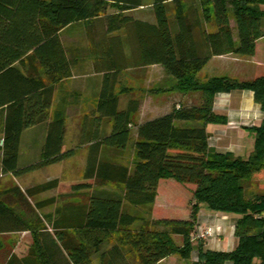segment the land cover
<instances>
[{
    "label": "trees",
    "instance_id": "16d2710c",
    "mask_svg": "<svg viewBox=\"0 0 264 264\" xmlns=\"http://www.w3.org/2000/svg\"><path fill=\"white\" fill-rule=\"evenodd\" d=\"M144 0H0V170L21 176L73 156L63 151L64 106L51 115L55 91L72 76V59L61 33L83 27L94 67L102 81L92 121L85 120L81 144H89L81 180L68 183L69 192H91L86 203L65 207L48 226L42 219H26L54 198L28 201L59 188L51 179L26 190L14 186L0 192V234L30 232L33 244L23 257L11 254L5 264H158L178 256L189 264H264V194L248 199L243 181H264V118L252 127L253 148L246 158L211 151L207 124H226L213 111L218 93L249 90L264 113V77L239 82L214 77L200 82L196 75L209 60L232 54L253 57L258 40L264 41V0H152L155 23L126 13ZM229 8L237 40L229 24ZM172 18V21H171ZM212 26V28H210ZM160 65L177 83L179 92H197L200 103L174 107L170 112L136 125L135 164L102 161L103 147L125 149L132 116L140 103L130 99L120 107L116 92L119 73L129 67ZM110 120V132L104 130ZM200 122L201 126H176ZM46 126L39 160L19 167L23 130ZM88 127V130H87ZM161 180L194 185L186 220L149 219L127 212L150 207ZM112 184L113 192L96 187ZM94 190V191H93ZM205 206L217 214H234L235 247L228 251L204 249L192 241L197 216ZM65 211V212H64ZM50 230V231H49ZM94 236L91 243L79 237ZM182 238L178 246L174 237ZM105 238L111 246L103 249Z\"/></svg>",
    "mask_w": 264,
    "mask_h": 264
},
{
    "label": "crops",
    "instance_id": "0c3cea01",
    "mask_svg": "<svg viewBox=\"0 0 264 264\" xmlns=\"http://www.w3.org/2000/svg\"><path fill=\"white\" fill-rule=\"evenodd\" d=\"M151 3L152 0H148L147 2L144 0L143 6L131 10L126 14L132 16L134 19L147 21L151 24H154L155 17L152 12ZM147 9L149 11H147ZM145 10L149 13L148 17H145ZM229 24L232 29L233 37L235 40H237V32L235 31L236 27L234 19H229ZM61 40L68 52V55L72 59V76L60 83L57 87L51 106V115L54 113V110L57 106H64L65 135L63 139L62 150H66L64 146L66 136V119H68V117L70 116L82 117L85 122L87 118L90 120L92 117L97 116L94 110L97 104V95L100 90L103 74L101 72H97L94 67V60L96 56L93 55L92 52H90L89 41L87 39V35L83 27L75 26L64 30L61 33ZM258 45L261 49L260 56L259 59L254 62L253 60L254 58H256ZM246 59H250V61H247ZM248 63L255 65H261L262 63H264V41H257L256 51L253 57H241L228 54L211 58L209 62L205 65V67L196 75V78L201 72H203V70L211 69L212 72L209 76H203L206 79L205 81L214 77H227L236 80V78L239 77L242 68L245 67V64ZM164 80L170 79L162 68V66L160 65H151L146 67H129L126 70L121 71L118 76L117 86L123 84V90L126 89V86L128 84L131 86H136L138 89V95L136 97L132 96V91H128V93L124 94L123 96L119 95L120 107L123 108L126 102L130 99L139 101V110L135 115H140L139 123H141L143 121L166 114L170 112L174 107L182 106L183 104H181L180 96H182L184 99L182 103H186V105L188 106L200 103V95L197 92H179L176 89V81H170L169 88H165L167 89V91L164 92L162 95V90H160V87L161 83ZM122 102H125V104L122 105ZM213 111L219 115L225 116L226 124L205 125V129L209 134L210 150L219 153H230L237 157H247L252 151L250 149L251 145L253 148L254 142V140L250 138V135L252 133L250 129L252 127L259 126L262 121V118H264V113L261 112L259 106L254 102L253 93L249 90H235L229 93H218L214 96ZM89 120H86L88 124H90ZM201 125L202 123L200 122H192V126ZM26 132H30L31 137L29 139V142L25 145V148L23 149V138ZM45 132L46 126L44 124L23 130L20 138V150L18 158L19 167L33 165L39 160L41 147L44 143ZM79 132L80 133L78 137H76V140L78 139L77 144L82 145V147H87L89 145L88 143L81 144L83 125L81 126ZM22 149L24 150V152L22 151ZM1 158L2 153H0V161ZM48 168L49 166L43 169L47 170ZM51 179L57 178H47L41 183H44ZM162 181L166 180H161L159 182L156 198L160 193ZM38 184H33L24 188L20 187V185L16 186H18L23 191ZM193 191L194 189L192 190V192ZM162 192L164 194L166 193V191ZM42 193H39L35 196H38ZM77 194H87V191L58 193L59 199H61L60 201H57L56 197H49V199L54 198L53 202L41 207L40 209L55 206V204L58 203V206L54 207L55 209L53 213L55 214V219H57L61 214V210H64L66 206L73 207L78 204H82L81 202H76L75 200H73L75 199ZM35 196L28 198V201L32 206L37 202L45 201L40 200L33 203L31 199ZM215 218H217V220H215ZM229 219L231 218L227 217L224 214L211 213L209 211H203L202 209L200 210L196 220L197 226L202 225L204 227L213 226L220 228V232L214 240L209 241L206 244L203 243L204 249L225 251L228 249L231 250L235 247L236 241L233 237V230L232 239H230L228 233L226 232V227L230 224ZM232 221V227H234L235 219H232ZM48 229H50V226H48ZM225 237L228 239H226ZM30 246V244L27 246L29 247L28 251L30 249ZM229 246L231 247L227 248ZM169 258L170 257L162 260L158 264H163L167 262ZM196 258L197 255L196 257H194V259L191 258L189 263L193 260H196Z\"/></svg>",
    "mask_w": 264,
    "mask_h": 264
},
{
    "label": "rangeland",
    "instance_id": "374dc122",
    "mask_svg": "<svg viewBox=\"0 0 264 264\" xmlns=\"http://www.w3.org/2000/svg\"><path fill=\"white\" fill-rule=\"evenodd\" d=\"M146 2L148 0H145ZM146 11V10H145ZM147 11H149L147 9ZM145 12V17H148L149 13ZM229 18L233 19L232 10L229 8ZM262 29H264V20H262L261 24ZM212 28V26H210ZM235 30V29H234ZM236 31V30H235ZM260 46L257 47V53L256 58H254V62L259 59L260 56ZM247 61H250V59H246ZM212 72L211 69H205L203 72H201L197 76V80L200 82H204L206 79L203 77L205 75H210ZM170 80H164L161 83L160 90H162L161 94L163 95L164 92L167 91L165 88H169L170 81H175L171 76L167 75ZM264 77V63L261 65H255V64H245V67L242 68L240 71L239 77L236 78L237 81H251L257 77ZM127 84V83H125ZM124 84V85H125ZM123 84H120V86H117L116 92L123 96L124 94H127L128 91H132V96L136 97L138 95V89L136 86L127 85L126 89H122ZM197 96V94H196ZM195 96V97H196ZM56 98V97H55ZM181 98V104L183 106H186V103L183 102V97ZM122 105L125 104V102L121 103ZM140 115L136 116L135 114L132 116V125L130 128V137H129V143L126 146L125 149H113V148H107L103 147L101 150V159L102 161L118 164L122 166L128 167L130 172H132V169L134 167L136 158H135V128L136 125L139 123ZM89 120L88 118L86 119ZM89 121H92L90 119ZM84 119L82 117H73L70 116L68 119H66V136L64 141V146L66 150H73L74 154L73 156L65 159L64 161L58 162L52 165H49V168L47 170L37 169L31 172H28L22 176L14 177L10 174H2L0 170V192L3 190H6L8 188H11L16 185H20V187L24 188L27 186H31L33 184H38L43 181H45L47 178H57L59 180L60 186L57 189L50 190L46 193H42L38 196H35L32 198V202L35 203L40 200H46L49 199V197H56L57 201H60L58 193L62 192H69L68 191V183L72 181L81 180L84 174L85 169V163H86V157L88 153L89 145H84L87 147H82V145L77 144L76 137L79 135V131L81 126H84ZM91 123V122H90ZM185 125H192V122L186 123ZM181 123H176V126H185ZM112 126V122L110 120H105L104 124V130L106 129V132H110ZM84 128V127H83ZM31 137L30 132H26L24 134L23 138V149L25 148V145L29 142V139ZM250 138L254 140L253 135L251 133ZM253 142V141H252ZM22 151L24 152V150ZM252 150V145L251 149ZM246 158V157H242ZM48 167V166H47ZM243 187L246 192V197L248 199H254L258 196H261L264 194V181L262 180H249V181H243ZM123 188L121 185L120 187H116L115 185L109 184L106 187H96L94 190L95 192L101 190L106 192H113L115 189ZM194 185L192 184H180L178 182H175L174 180H166L162 181L161 184V190L158 195V197L155 199V202L150 205V207H129L127 212L131 215L136 216H149V219L152 220H158V219H174V220H186L189 217L190 214V208L192 204V190L194 189ZM93 190V191H94ZM162 191H166L164 194ZM91 192H87V194H77L75 199L76 202H81L82 204L86 203L88 194ZM60 203V202H59ZM58 203L55 204V206L46 207L44 209H40L36 211V213H32L29 215H26V219H31V222H35L38 218L42 219V225L50 226V223L52 220H54L55 214L54 213V207H57ZM203 211H207L205 206L202 208ZM227 217L231 218L229 219L230 224L226 227V232L228 233V236L230 239H232V230H233V221L232 219H236L237 215L234 214H227ZM219 219V218H218ZM217 220V218H215ZM36 223V222H35ZM199 228L205 229L207 226L198 225ZM210 227V226H209ZM212 229H216V227H210ZM222 230V229H221ZM224 233V232H223ZM234 237V236H233ZM226 238V237H225ZM224 238V239H225ZM79 239L82 242L85 243H91V240L94 239V236H90L88 238L79 237ZM215 238L209 240L212 241ZM228 239V238H226ZM175 243L180 246L182 242V238L179 236L174 237ZM208 241V242H209ZM205 242L204 244H206ZM33 244V237L30 232L25 233H14L11 235H0V264H5L6 260L11 254H14L18 257H23L27 254L28 245ZM112 240L105 238V241L103 243V249L111 246ZM194 246H197V243H194ZM231 246L227 247L230 248ZM229 250V249H228ZM225 250V251H228ZM197 253L194 251L192 253V258L196 257ZM92 264H98V254H93L91 256ZM163 264H189V261L187 260H181L178 256H171L167 262Z\"/></svg>",
    "mask_w": 264,
    "mask_h": 264
},
{
    "label": "built area",
    "instance_id": "2783aa9c",
    "mask_svg": "<svg viewBox=\"0 0 264 264\" xmlns=\"http://www.w3.org/2000/svg\"><path fill=\"white\" fill-rule=\"evenodd\" d=\"M220 232V228L212 229L207 227L205 229L196 227L195 231L191 234L192 241H202L203 243L215 238Z\"/></svg>",
    "mask_w": 264,
    "mask_h": 264
}]
</instances>
